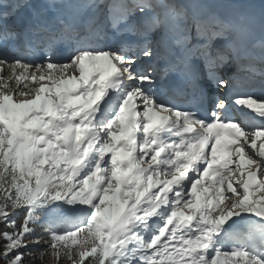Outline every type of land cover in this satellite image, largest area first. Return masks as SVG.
I'll return each mask as SVG.
<instances>
[{
  "label": "snow or ice",
  "instance_id": "6c2138e0",
  "mask_svg": "<svg viewBox=\"0 0 264 264\" xmlns=\"http://www.w3.org/2000/svg\"><path fill=\"white\" fill-rule=\"evenodd\" d=\"M0 66V264H264V0H0Z\"/></svg>",
  "mask_w": 264,
  "mask_h": 264
},
{
  "label": "rangeland",
  "instance_id": "374dc122",
  "mask_svg": "<svg viewBox=\"0 0 264 264\" xmlns=\"http://www.w3.org/2000/svg\"><path fill=\"white\" fill-rule=\"evenodd\" d=\"M253 2L259 4L260 0H253ZM0 67H3L4 68V71H3L2 75H4L5 77H7L8 75H11L12 74L11 73V70L10 69L8 70V68L6 66H0ZM20 71H21L20 69H17L16 70L17 74H19ZM0 82H2V81H0ZM26 82H28V81H25V83ZM10 83H13V82H10ZM30 86H31V84H30Z\"/></svg>",
  "mask_w": 264,
  "mask_h": 264
},
{
  "label": "bare ground",
  "instance_id": "6f19581e",
  "mask_svg": "<svg viewBox=\"0 0 264 264\" xmlns=\"http://www.w3.org/2000/svg\"><path fill=\"white\" fill-rule=\"evenodd\" d=\"M9 70V69H8ZM27 83V82H26ZM213 95H217V93H213Z\"/></svg>",
  "mask_w": 264,
  "mask_h": 264
},
{
  "label": "trees",
  "instance_id": "16d2710c",
  "mask_svg": "<svg viewBox=\"0 0 264 264\" xmlns=\"http://www.w3.org/2000/svg\"><path fill=\"white\" fill-rule=\"evenodd\" d=\"M37 264H39V262H37Z\"/></svg>",
  "mask_w": 264,
  "mask_h": 264
}]
</instances>
